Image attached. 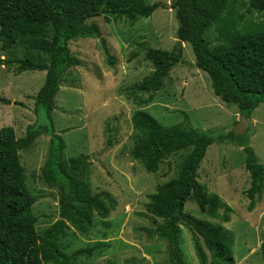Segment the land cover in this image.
<instances>
[{"label": "trees", "instance_id": "obj_1", "mask_svg": "<svg viewBox=\"0 0 264 264\" xmlns=\"http://www.w3.org/2000/svg\"><path fill=\"white\" fill-rule=\"evenodd\" d=\"M230 5L231 0H172L170 8L177 21L178 43L190 46L194 66L209 77L213 94L222 103L235 106L241 119H249L264 104V28L240 30L238 17ZM247 6L251 11L264 12V0H248ZM159 7L160 4L147 5L143 0H0V50L7 52L16 46L25 50L16 62L14 75L45 72L42 87L32 97L37 122L27 126L20 138H16L12 127L0 128V264H73L79 258L92 255L91 248L64 254L58 246L67 223L86 235L95 216L104 220L115 208L107 192H91L87 184L88 157L65 158L64 141L54 130L51 112L55 109L60 77L71 67L81 66L68 45L74 39H99L104 59L112 66L115 60L101 38L98 25L87 21L116 15L134 23L139 18H148ZM211 29L219 42L215 46L205 37ZM145 59L154 70L133 86V93L159 91L168 72L180 63L181 48L177 44L170 52L147 49ZM0 65L9 66L11 62L0 60ZM0 102L10 103L8 99ZM149 102L151 96L138 100L137 104ZM130 121L138 134L131 156L147 173H156L164 157L190 149L179 165L177 177L158 186L148 196L145 212L161 223L145 230L147 236L166 242L170 264H185L179 239L182 224L192 236L199 264H235L233 237L222 227L230 221L233 210L198 182L197 169L210 145L240 147L249 175V187L244 192L248 199L246 210L252 212L256 203L264 200V166L249 146V136L224 129L200 133L184 129L180 124L165 127L144 110L135 111ZM106 131L110 133L108 126ZM39 132L49 136L41 178L46 186L56 188L59 193V219L41 235L36 232V218L31 209L35 199L26 187L18 155L33 145ZM107 140L110 144V134ZM188 200L194 202L200 213L219 223L212 224L184 213ZM260 254L264 261V242L260 244Z\"/></svg>", "mask_w": 264, "mask_h": 264}, {"label": "rangeland", "instance_id": "obj_2", "mask_svg": "<svg viewBox=\"0 0 264 264\" xmlns=\"http://www.w3.org/2000/svg\"><path fill=\"white\" fill-rule=\"evenodd\" d=\"M143 2L157 3L160 7L148 18H139L134 23L116 15L87 21L98 25L101 38L115 60L112 66L104 59L99 39H74L68 45L81 66L71 67L60 77L55 109L51 112L54 130L64 141L65 158L88 157L87 184L91 192H107L115 202L106 219L94 217L86 235L67 223L58 241L61 251L70 254L78 249H92L90 257L79 258L73 264H170L166 242L147 236L146 231L161 221L147 214L144 205L158 186L177 177L179 165L190 149L164 157L156 173H147L131 156L138 137L130 121L135 111H146L165 127L180 124L200 133L220 129L244 133L249 136V146L257 161L264 166V104L249 119H241L235 106L222 103L213 94L209 77L195 68L190 46L178 43L177 21L170 8L172 0ZM247 2L231 0L230 6L238 17L237 27L264 28V12L251 11ZM205 37L211 46L219 43L212 29ZM177 44L181 48V61L168 72L161 89L152 94L133 93V86L154 70L145 59V51L170 52ZM24 53L20 46L7 52L0 50V60L11 62L9 66L0 65V99L10 101L7 105L0 102V128L12 127L16 138L23 137L27 126L37 122L33 98L45 79V72L39 71L14 75L16 62ZM148 96L151 102L138 106L137 101ZM48 146L49 136L39 132L33 145L18 153L26 187L35 199L31 209L38 235L59 219V193L41 178ZM197 180L233 210L230 221L222 227L233 237L235 264H264L260 254V244L264 242V200L257 202L252 212L246 210L248 199L244 192L249 187V175L244 168L242 149L230 144L210 145L197 169ZM184 213L219 223L200 213L192 200L185 203ZM179 227L185 264H199L189 230L182 224ZM199 243L203 248L200 240Z\"/></svg>", "mask_w": 264, "mask_h": 264}]
</instances>
